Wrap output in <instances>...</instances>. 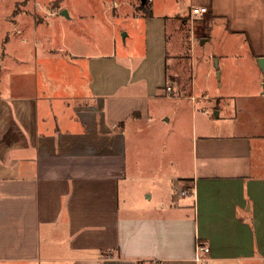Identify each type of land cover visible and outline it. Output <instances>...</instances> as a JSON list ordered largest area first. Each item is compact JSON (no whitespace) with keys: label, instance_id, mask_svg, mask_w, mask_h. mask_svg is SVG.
Returning <instances> with one entry per match:
<instances>
[{"label":"crops","instance_id":"crops-1","mask_svg":"<svg viewBox=\"0 0 264 264\" xmlns=\"http://www.w3.org/2000/svg\"><path fill=\"white\" fill-rule=\"evenodd\" d=\"M33 2L55 5L7 11L15 31L0 33V264H264V102L253 124L193 120L178 197L139 204L126 184L146 174L160 101L199 99L192 76L188 92L167 90L181 43H204L212 19L259 60L264 0Z\"/></svg>","mask_w":264,"mask_h":264},{"label":"rangeland","instance_id":"rangeland-1","mask_svg":"<svg viewBox=\"0 0 264 264\" xmlns=\"http://www.w3.org/2000/svg\"><path fill=\"white\" fill-rule=\"evenodd\" d=\"M54 5L55 3L44 5L33 0H0V33L5 34L10 30L4 18L7 11H11L12 16L17 13L31 14L37 19L39 12L46 13ZM200 20L203 19L198 21ZM204 22L210 23V28L213 27L211 32L207 28L204 29L205 32L196 33L205 40L204 43L198 41L191 45L188 40L181 43L182 49L177 52L181 56L180 64L177 69L175 66L170 68L172 70H169L168 86L171 88L167 89L174 94L188 92L192 85V76L194 82L196 79V93L199 99L194 102L190 99L160 101V108L165 112V122L161 121L162 125L153 123L146 132L148 140L152 141L147 146L145 156L142 155L143 170L146 174H131L126 183L127 192L135 203H159L162 201L159 194L168 187L171 196H179L185 185L180 178L172 177L179 174L173 161L179 163L177 157L181 158V155L187 154L193 120L207 124L212 120L213 123L221 124L225 123L229 116L233 118L237 115L240 121L253 124L260 119L258 104L264 102V82L260 79H264V75L257 65L258 60L249 57L244 39L227 33L221 21L214 22L211 19L209 22L204 19ZM9 27L13 33L15 27ZM105 40H101L103 45ZM26 47L33 49V44L26 43ZM215 59H218V68ZM205 90L214 95V98L221 99H202ZM226 95L232 97L222 98ZM247 96H261L262 99H247ZM219 111L221 115L218 116L216 113ZM153 169H158L160 176H150L149 173H153ZM151 192L153 197L150 198L147 194Z\"/></svg>","mask_w":264,"mask_h":264},{"label":"built area","instance_id":"built-area-1","mask_svg":"<svg viewBox=\"0 0 264 264\" xmlns=\"http://www.w3.org/2000/svg\"><path fill=\"white\" fill-rule=\"evenodd\" d=\"M147 1H152V0H147ZM114 6H117V4L114 3ZM207 12H208V8L205 6H193L191 8L190 14L192 18L193 17L196 18V17L201 16L203 13H207ZM208 252H209L208 246L201 244V243H198L196 245V259L198 260L201 259L202 255ZM154 264L156 263L154 262Z\"/></svg>","mask_w":264,"mask_h":264},{"label":"water","instance_id":"water-1","mask_svg":"<svg viewBox=\"0 0 264 264\" xmlns=\"http://www.w3.org/2000/svg\"><path fill=\"white\" fill-rule=\"evenodd\" d=\"M63 14H66V13H63ZM258 62H259V65H260V67L262 68V70L264 72V57L259 58ZM215 65H216V68L219 67L218 59H215ZM217 74L219 76L220 75V71H218ZM263 86H264V83H263Z\"/></svg>","mask_w":264,"mask_h":264}]
</instances>
